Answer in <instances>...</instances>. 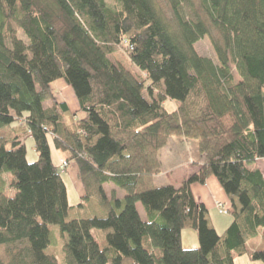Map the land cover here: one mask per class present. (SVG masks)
<instances>
[{
  "label": "trees",
  "instance_id": "trees-1",
  "mask_svg": "<svg viewBox=\"0 0 264 264\" xmlns=\"http://www.w3.org/2000/svg\"><path fill=\"white\" fill-rule=\"evenodd\" d=\"M164 1L168 17L157 0H0V264H58L49 225L66 237L69 264H234L246 254L264 264V177L248 167L264 158V0ZM202 38L215 61L197 52ZM123 47L135 74L108 57ZM57 79L85 119L54 101ZM172 135L196 139L203 162L181 187L155 186ZM47 136L75 162L78 206L93 202L99 215L66 220ZM209 177L232 216L221 234L190 188ZM185 229L198 248H183Z\"/></svg>",
  "mask_w": 264,
  "mask_h": 264
},
{
  "label": "rangeland",
  "instance_id": "rangeland-1",
  "mask_svg": "<svg viewBox=\"0 0 264 264\" xmlns=\"http://www.w3.org/2000/svg\"><path fill=\"white\" fill-rule=\"evenodd\" d=\"M158 4L161 6V11L163 15L167 16L169 15V9L167 4H165L164 0H157ZM168 17V16H167ZM216 36L218 34L215 33ZM122 48V50H118L114 53H111L108 57L109 59L116 65V63H119L121 67H123L126 71L131 72L135 74L136 69L135 67L129 62L127 57V52ZM195 48L197 52L204 57H207L213 61H215V55L214 51L208 41L207 38H202L199 41L195 43ZM146 96V95H145ZM175 102L171 100H165L164 107L168 111H172L175 108ZM46 107V105H44ZM5 136H11L10 131L7 129L4 132ZM48 141L50 144V149L52 152H56L55 147L53 145V141L50 137H48ZM24 145L26 149V159L27 162H35L37 160L38 155L34 150V142L32 138H26L24 140ZM171 153L167 158V154ZM159 160H160V171L159 173L154 175L153 177V184L155 186H165V185H172L174 187H181L183 183L180 182V179L182 178V172L188 168V167H197L201 166L203 159L202 156H200L199 150H198V141L193 138H187L186 141L182 139L181 135H172L166 145L159 151ZM53 163L58 164L57 158L53 157ZM249 168H262L264 167V164L262 161L259 162H252L248 164ZM76 165L73 160L69 161L68 167L66 168L65 172L62 175L63 180L66 184L67 189V197H68V205L70 209L68 210V214L66 217V220H73V219H80V218H88L92 216L99 215V212L97 211V205L94 206L93 202H90L84 206V208H80L78 205L81 203V194H82V188L80 186L79 179L76 172ZM264 172V168H263ZM155 178V179H154ZM3 179L6 184L5 191L7 195L13 196L15 191L12 188H9V184L11 181L10 173L5 172L3 174ZM212 179H215L212 177ZM216 181V179H215ZM196 185L195 187H199V184H193ZM110 188H106L107 193H109ZM193 196L198 201V195L197 190H193ZM124 195L123 192H119L118 196ZM225 199V198H224ZM96 203V202H95ZM228 203V201H227ZM223 205L224 207H229L227 204H224L223 202L216 201V205ZM229 204V203H228ZM137 207L139 209V214L142 220H145V215L143 213L141 205L137 204ZM217 210V209H216ZM217 212H219L217 210ZM216 211H211L213 218L216 221H222L227 215H223V213L217 214ZM221 214V215H220ZM230 215V214H228ZM229 217V216H227ZM218 227V226H217ZM218 230L219 227H218ZM187 232L191 233L194 236L195 241H197L198 248V239H197V231L189 229ZM220 233V232H218ZM91 234L94 237V239L99 243L103 240L104 235L100 230L92 229ZM49 238H50V244L48 253H53L56 257V260L58 264H69L68 261V252L64 248V243L66 240V237L61 236L59 227L57 225H49ZM186 240H190V236H185ZM258 243V240L255 238L251 240L248 243V247L252 246L253 244ZM185 244V240H184ZM184 248V247H183ZM185 249H194V248H185ZM247 255V254H246ZM239 258V257H238ZM237 264H241V261Z\"/></svg>",
  "mask_w": 264,
  "mask_h": 264
},
{
  "label": "crops",
  "instance_id": "crops-1",
  "mask_svg": "<svg viewBox=\"0 0 264 264\" xmlns=\"http://www.w3.org/2000/svg\"><path fill=\"white\" fill-rule=\"evenodd\" d=\"M49 87H50V91H51V94L53 96L54 101L56 103H58V104H61V103L65 104L69 108V110L71 112L75 113V115H74L75 119L83 120V119L86 118L85 112H83V111H81L79 109V105H78L77 99H76L72 89L66 84L64 79H57V80L51 82ZM175 107H176V104H175ZM48 137H50V136H47V139H48ZM181 137H182L183 140L186 141V138H184L183 136H181ZM29 138H31V137H29ZM51 140H52V138H51ZM48 143H49V141H48ZM49 146H50V144H49ZM55 150H56V152H52L51 149H50V155H51L52 163H53V157L54 156L57 158L58 162H59V160L65 158V156L62 153H60L56 148H55ZM170 154L171 153L167 154L166 158ZM259 161H262V163L264 164V158L263 159H257L255 162H259ZM54 165L57 166L58 164H54ZM263 168L264 167L260 168L259 170L261 171V173H262V175L264 177ZM197 170H198V166L197 167L195 166V167L186 168L181 173L182 174V178L180 179V182L183 183L185 181V179L190 174L196 172ZM63 173H60V174H63ZM75 174L77 175V170H76ZM64 183H65V181H64ZM172 185H174V184H172ZM80 186H81V184H80ZM195 186L196 185L192 184L191 187H190L192 194L194 193L193 190L196 189L197 190L198 199H199L198 202L202 203L207 208V210L209 211L210 218L212 220V223L214 225L215 230L217 231V233L220 232L218 234H221L228 227L230 222L232 221V216L228 215V214H225V215H227L229 217H227V216L226 217H222L224 219L222 221H219V222L217 221V224H216V221L213 218V215H212L211 211H216L217 212V210L215 208V202L216 201L223 202L224 204H227L229 206V204H228L229 202L227 203L228 200L226 199V196L224 195V193H223L221 187L219 186L218 182L215 181V179H212V177H209L206 180L204 185H199V187H195ZM108 187L110 188L109 190H111L113 188L112 185H106L105 186V190ZM119 192L121 193V191H118L117 195H118ZM82 196H83V191H82V194H81L80 197H82ZM121 196H122V194H121ZM121 196H119V197H121ZM136 208H137V211L139 212V209H138L137 205H136ZM225 208H227V207H225ZM217 214H219V213L217 212ZM217 226L219 227L220 230H218ZM188 230L189 229L182 230V232H181V244H182V246L184 248H196L197 241H195L194 236L191 233L187 232ZM187 235L191 237L190 240H186L185 236H187ZM184 240H185V244H184ZM252 246H254V247H251L252 249H254L255 246H257L258 248L261 247L260 242H258L256 244H253ZM240 261H241V264H262L259 261H252L250 259L249 255H243V256H241L239 258L234 259V264H237Z\"/></svg>",
  "mask_w": 264,
  "mask_h": 264
},
{
  "label": "built area",
  "instance_id": "built-area-1",
  "mask_svg": "<svg viewBox=\"0 0 264 264\" xmlns=\"http://www.w3.org/2000/svg\"><path fill=\"white\" fill-rule=\"evenodd\" d=\"M68 167V163L65 160H61V163L59 165V171L63 172L64 170H66V168ZM215 208L220 212L225 214L227 212V210L225 209V207L223 205H216Z\"/></svg>",
  "mask_w": 264,
  "mask_h": 264
}]
</instances>
